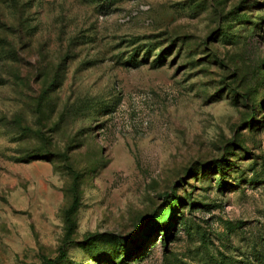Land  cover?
<instances>
[{"label": "rangeland", "instance_id": "rangeland-1", "mask_svg": "<svg viewBox=\"0 0 264 264\" xmlns=\"http://www.w3.org/2000/svg\"><path fill=\"white\" fill-rule=\"evenodd\" d=\"M48 263L264 264V0H0V264Z\"/></svg>", "mask_w": 264, "mask_h": 264}, {"label": "trees", "instance_id": "trees-1", "mask_svg": "<svg viewBox=\"0 0 264 264\" xmlns=\"http://www.w3.org/2000/svg\"><path fill=\"white\" fill-rule=\"evenodd\" d=\"M254 123V118H253V116L250 118V124H253ZM255 125V124H254ZM75 179H77V177H75ZM77 187H78V182H77V180H76V182H75V184H74V188H75V191H77ZM76 206V202L75 203H73V206H72V208L74 209V207ZM162 238H166L167 239V231H163L162 230ZM116 243L118 244V243H120L119 241H116ZM118 246V245H117ZM120 247H123L122 245H119ZM124 255H126L125 257H127L128 255L125 253ZM128 261V260H127ZM49 264V263H48Z\"/></svg>", "mask_w": 264, "mask_h": 264}]
</instances>
